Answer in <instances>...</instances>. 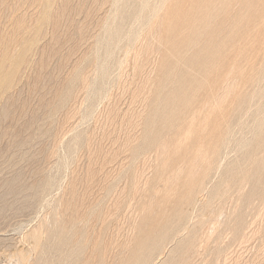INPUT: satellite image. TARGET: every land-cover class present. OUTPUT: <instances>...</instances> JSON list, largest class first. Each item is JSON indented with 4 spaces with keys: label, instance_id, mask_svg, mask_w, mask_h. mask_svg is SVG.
Listing matches in <instances>:
<instances>
[{
    "label": "rangeland",
    "instance_id": "374dc122",
    "mask_svg": "<svg viewBox=\"0 0 264 264\" xmlns=\"http://www.w3.org/2000/svg\"><path fill=\"white\" fill-rule=\"evenodd\" d=\"M0 264H264V0H0Z\"/></svg>",
    "mask_w": 264,
    "mask_h": 264
},
{
    "label": "bare ground",
    "instance_id": "6f19581e",
    "mask_svg": "<svg viewBox=\"0 0 264 264\" xmlns=\"http://www.w3.org/2000/svg\"><path fill=\"white\" fill-rule=\"evenodd\" d=\"M226 74H227V73H226ZM229 88H230V87H229ZM233 88H234V87H233ZM233 88H232V89H233ZM223 95H224V94H223ZM224 98H225V97H224ZM220 101H221V100H220ZM216 106H217V105H216ZM216 109H217V108H216ZM188 129H189V128H188ZM187 133H188V132H187ZM200 152H201V151H200ZM200 152H199V153H200ZM198 155H199V154H198ZM204 156H205V155H204ZM191 173H192V172H191Z\"/></svg>",
    "mask_w": 264,
    "mask_h": 264
}]
</instances>
